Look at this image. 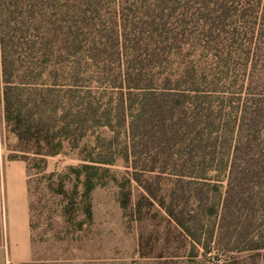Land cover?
<instances>
[{"label":"trees","instance_id":"1","mask_svg":"<svg viewBox=\"0 0 264 264\" xmlns=\"http://www.w3.org/2000/svg\"><path fill=\"white\" fill-rule=\"evenodd\" d=\"M0 84L10 158L43 171L78 150L47 175L66 232L112 182L127 220L162 215L165 244L264 249V0H0Z\"/></svg>","mask_w":264,"mask_h":264},{"label":"rangeland","instance_id":"2","mask_svg":"<svg viewBox=\"0 0 264 264\" xmlns=\"http://www.w3.org/2000/svg\"><path fill=\"white\" fill-rule=\"evenodd\" d=\"M97 134L107 136L109 132L99 129L87 138V143L93 145ZM15 142L16 138L5 129L0 94V264H264V249L227 252L213 247L204 253L200 245H192L189 238L184 240L175 230L170 233V242L163 243L162 215L153 221L127 220L117 202L118 187L112 182L97 186L92 192L93 222L82 230L68 233L60 216L61 196L48 187L49 181L56 183V176L48 181L47 175L64 173L69 166L78 165L81 162L78 150L66 146L61 153L47 156L44 170L39 171L25 160L10 158ZM11 162L24 166L28 205L29 250L18 257L9 247L8 209L1 182V167ZM107 167L117 177L126 169L121 160ZM65 187H71L69 180ZM140 191L133 183V201ZM149 234L153 235L152 240L159 237L152 252L145 239L143 245L140 243V235L146 238ZM62 235L66 237L61 239Z\"/></svg>","mask_w":264,"mask_h":264},{"label":"crops","instance_id":"3","mask_svg":"<svg viewBox=\"0 0 264 264\" xmlns=\"http://www.w3.org/2000/svg\"><path fill=\"white\" fill-rule=\"evenodd\" d=\"M1 172L11 235L9 247L14 255L18 257L21 254L26 255L29 250L28 205L25 196L24 166L19 162H11L2 166Z\"/></svg>","mask_w":264,"mask_h":264}]
</instances>
